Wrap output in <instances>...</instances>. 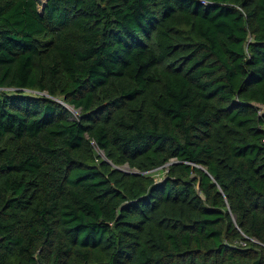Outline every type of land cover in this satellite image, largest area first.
Instances as JSON below:
<instances>
[{
  "label": "trees",
  "instance_id": "16d2710c",
  "mask_svg": "<svg viewBox=\"0 0 264 264\" xmlns=\"http://www.w3.org/2000/svg\"><path fill=\"white\" fill-rule=\"evenodd\" d=\"M0 264H264V0H0Z\"/></svg>",
  "mask_w": 264,
  "mask_h": 264
},
{
  "label": "rangeland",
  "instance_id": "374dc122",
  "mask_svg": "<svg viewBox=\"0 0 264 264\" xmlns=\"http://www.w3.org/2000/svg\"><path fill=\"white\" fill-rule=\"evenodd\" d=\"M44 1H46V0H41V8H42V3H43ZM69 108L72 110V112H73V116H74V117H75L76 115L79 114V110H78V109H75V108H73V107H69ZM124 169L130 170V167H129V166H125ZM159 176H161V174H159ZM159 176H158V177H159Z\"/></svg>",
  "mask_w": 264,
  "mask_h": 264
},
{
  "label": "water",
  "instance_id": "95a60500",
  "mask_svg": "<svg viewBox=\"0 0 264 264\" xmlns=\"http://www.w3.org/2000/svg\"><path fill=\"white\" fill-rule=\"evenodd\" d=\"M121 169V168H120Z\"/></svg>",
  "mask_w": 264,
  "mask_h": 264
}]
</instances>
